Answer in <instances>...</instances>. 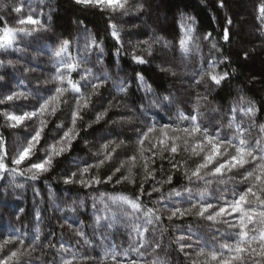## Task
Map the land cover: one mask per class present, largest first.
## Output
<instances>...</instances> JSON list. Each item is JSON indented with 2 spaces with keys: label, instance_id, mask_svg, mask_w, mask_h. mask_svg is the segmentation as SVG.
Segmentation results:
<instances>
[{
  "label": "clouds",
  "instance_id": "clouds-1",
  "mask_svg": "<svg viewBox=\"0 0 264 264\" xmlns=\"http://www.w3.org/2000/svg\"><path fill=\"white\" fill-rule=\"evenodd\" d=\"M29 14L44 21L39 31L0 48V85H13L0 92L11 105L0 117H28L5 157L23 176L0 179V261L16 252L18 264H264V220L245 236L233 215L244 198L249 210L264 200V71H247L264 55V18L222 44L205 36L197 0H0V32Z\"/></svg>",
  "mask_w": 264,
  "mask_h": 264
},
{
  "label": "snow or ice",
  "instance_id": "snow-or-ice-1",
  "mask_svg": "<svg viewBox=\"0 0 264 264\" xmlns=\"http://www.w3.org/2000/svg\"><path fill=\"white\" fill-rule=\"evenodd\" d=\"M76 2L78 4H83V5H97V6H101V5H107L109 7H120L123 8L124 7V0H76ZM220 7H225V4L223 2V0H220ZM258 13L259 16L261 18H264V5H261L258 9ZM21 27L19 28V30L17 29H7L4 32H0V48H3L5 46H10L13 44L16 35H17V31H20L22 33L25 34H30L28 33V27L31 26L32 28H34L36 31H39V29L43 26L44 21L38 19V18H34V16L32 15H28L25 18L21 19L19 21ZM226 23L231 25L233 22L230 19L226 20ZM182 27H184V25L182 24ZM195 31L193 24L191 23H187V31L185 32V37L186 40L183 42L185 46H187L188 42L192 41L193 39V32ZM205 36L207 37V39L212 40L214 34L213 33H206ZM221 38L226 42V44H230L232 41V36H233V31L231 28H227L224 31L221 32L220 34ZM213 46H216V42L213 41ZM60 53H57V55H59ZM138 62L139 58H138ZM226 77H213V79L216 81L217 84H219L221 82V80L225 79ZM7 99L9 101V103H11L13 101V97L11 95L7 96ZM4 119H6L9 122V127L10 129L13 130H18L21 129L23 127V123L24 121L28 118L27 116H20L17 115L15 112H10L7 115L2 116ZM32 118H35V114H32ZM165 136H167V133H164ZM25 140H27V136H25ZM39 141V136H33L32 137V143H29L27 147H25V149L18 155L17 159L15 160V164L20 165L22 164V162L25 160V158H27L32 150V147L34 146V144L36 142ZM175 151V149H173ZM11 153L9 151L8 145H7V141L5 139V137L3 136L2 133H0V171H2L4 173L3 178L0 179H7L8 178V174L11 171L14 175L17 176H23V173L20 171L19 168L16 169H11L10 165L12 163V161H5V157L10 156ZM245 160V156L243 153H241V157H240V161H244ZM238 161V162H240ZM37 168L40 171H45V165L41 164L38 165ZM262 176H264V173H262ZM39 178V176L36 173H33L29 179L31 181H35ZM67 183H70L71 181H66ZM252 195H256L255 193H252ZM257 200H258V207L255 209H251L249 210L246 206H247V199L244 198L242 199V202L235 205L234 209H233V215H238L240 216V224L241 227L245 229V236H247V228L250 224L256 223L257 219L259 218L260 220H264V200L260 199L257 196ZM133 207H136V205L133 204ZM0 210L2 211H7V208L0 203ZM227 209L224 210L223 213H221V215H226L227 214ZM203 215V213H202ZM210 222H212V218H210ZM39 229L37 228V231ZM261 238H264V235H262ZM4 241L2 239V237H0V247H3ZM248 249L244 246H241L239 248L236 249V253L235 255L232 257V260H236V259H242L243 258V253L246 252ZM262 252H264V249H261ZM22 253L18 254L16 252L12 253V264H18V260L20 259ZM215 259V257H214ZM0 264H9V261L7 259H3L2 261H0ZM225 264H232L231 261H226Z\"/></svg>",
  "mask_w": 264,
  "mask_h": 264
},
{
  "label": "trees",
  "instance_id": "trees-1",
  "mask_svg": "<svg viewBox=\"0 0 264 264\" xmlns=\"http://www.w3.org/2000/svg\"><path fill=\"white\" fill-rule=\"evenodd\" d=\"M225 7H220V0H203V3H199V0H197L198 4V12L199 17L203 18L205 22H207L210 27L208 28V31L213 33L214 35H217L218 38L222 31H224L227 28H231L232 31L234 30L236 32L246 33V28L244 25H247L250 21L255 24H259V20L256 18L258 13L259 6L255 3V0H223ZM253 9H255L256 15H253ZM34 18H38L35 17ZM9 19V22L11 23V19ZM230 19L232 20V24L229 25L226 23V20ZM4 24L3 21H0V27H2ZM243 43L249 44V46H254L250 43L249 40L244 39L243 37H238ZM256 43H259L257 40ZM222 44H226L225 41H222ZM233 51H238L236 49H233ZM254 59L253 61L247 65V71L252 72L253 74H259L261 71H264V55L260 54H253ZM243 58V57H241ZM9 73H11V69L8 70ZM8 87L6 89H1L0 86V92L4 91H10L13 87L11 83L7 84ZM255 85V81L253 82V86ZM251 87V86H250ZM20 90H24L21 86ZM11 105H4L0 106V108H9ZM4 120L3 117H0V123H2ZM21 129L13 130L10 128H0V133L3 134L7 141V145L9 148L10 141L12 139L13 133L20 132ZM2 183V182H0ZM32 183V182H30ZM38 188L40 189L41 197L44 198L46 201L43 208L40 210L41 215H46V209L48 208L47 199H48V193L49 189L47 186L43 184V181H37ZM56 186L54 185L53 188ZM34 194L29 195V201L26 208V214L32 215L35 211V208L31 202V197ZM0 197H2V194H0ZM39 198H37V201ZM0 203H2L5 206V203H3V200L0 199ZM17 204H20V202H16ZM11 206V204H7V207ZM21 206H23L21 204ZM5 225L3 224V216H0V229H3Z\"/></svg>",
  "mask_w": 264,
  "mask_h": 264
},
{
  "label": "rangeland",
  "instance_id": "rangeland-1",
  "mask_svg": "<svg viewBox=\"0 0 264 264\" xmlns=\"http://www.w3.org/2000/svg\"><path fill=\"white\" fill-rule=\"evenodd\" d=\"M14 18V17H13ZM13 18H10L11 20L13 19ZM185 31H187V28L185 29ZM1 86V89H6L7 87H8V85H0ZM3 203H5L4 201H3ZM11 206H9V208H10Z\"/></svg>",
  "mask_w": 264,
  "mask_h": 264
}]
</instances>
